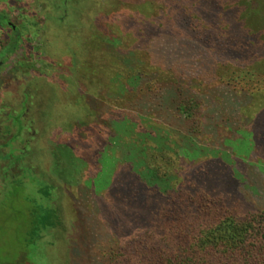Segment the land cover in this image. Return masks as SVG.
Wrapping results in <instances>:
<instances>
[{
	"label": "rangeland",
	"instance_id": "1",
	"mask_svg": "<svg viewBox=\"0 0 264 264\" xmlns=\"http://www.w3.org/2000/svg\"><path fill=\"white\" fill-rule=\"evenodd\" d=\"M198 2L0 0V264H133L121 249L138 230L128 233L121 198L112 192L133 173L124 149L111 144L115 122L124 118L138 124L136 131L160 124L182 136L192 132V145L210 156L184 173L210 168L202 176L207 185L236 190L228 172L264 207L257 190L264 183V122L255 124L264 116L259 103L250 108L252 95L264 93V78L232 82L218 70L221 52L190 48L189 36L179 37L167 10L190 12ZM189 22L191 30L206 27ZM13 26L22 38L10 52ZM131 48L140 54L125 51ZM172 88L197 100L191 119L161 106ZM112 149L115 159L104 162ZM59 150H66L65 164ZM150 196L140 198L149 203ZM39 205H50L54 217L38 232Z\"/></svg>",
	"mask_w": 264,
	"mask_h": 264
},
{
	"label": "trees",
	"instance_id": "2",
	"mask_svg": "<svg viewBox=\"0 0 264 264\" xmlns=\"http://www.w3.org/2000/svg\"><path fill=\"white\" fill-rule=\"evenodd\" d=\"M199 1L190 12L186 9L179 14L167 10L166 15L175 19L171 23L178 28L179 37L189 36L192 41L185 43L190 48L204 45L212 49L213 56L215 51L221 52L225 59L221 66L218 64V70L232 82L251 83L264 78V0ZM189 19L204 23L205 29L198 32L194 26L191 30ZM16 31L10 52L22 38V33ZM214 42L218 49H214ZM127 50L140 54L136 48ZM132 71L135 73L137 69ZM140 77L133 79L140 81ZM159 78L168 77L160 73ZM252 97L250 108L259 103L256 106L261 112L259 117L264 116V93ZM162 100L161 106L174 108L181 113L180 119L194 116L193 104L197 100L185 98L181 89L168 90ZM263 122L257 119L255 124L261 126ZM115 123L117 136L111 144L114 149H124V161L130 164L133 173L115 184L112 192L121 198L118 203L128 233L138 230L137 236L121 249L135 258L133 264H264V207H256L228 172L227 176L237 185L236 190L207 185L202 177L209 175L207 165L204 175L199 173L197 165L184 173V166L195 165L210 156L204 148L192 145L189 138L192 132L182 136L160 124H155L151 131H136L138 124L125 118ZM22 132L23 128L16 135ZM121 133L128 139L119 137ZM114 149L112 157L105 156L104 160L103 154L101 159L114 160ZM56 154L57 161L68 162L66 150ZM261 186L257 190L264 204V183ZM147 192L152 195L149 203L140 198ZM45 194L50 200L51 192ZM34 215H37L34 224L38 232L53 225L54 209L50 205H39Z\"/></svg>",
	"mask_w": 264,
	"mask_h": 264
},
{
	"label": "flooded vegetation",
	"instance_id": "3",
	"mask_svg": "<svg viewBox=\"0 0 264 264\" xmlns=\"http://www.w3.org/2000/svg\"><path fill=\"white\" fill-rule=\"evenodd\" d=\"M6 21H7V20H6ZM8 23H9V22H8ZM12 29L14 30V32H16V30H17L16 27H14V26L12 27Z\"/></svg>",
	"mask_w": 264,
	"mask_h": 264
}]
</instances>
